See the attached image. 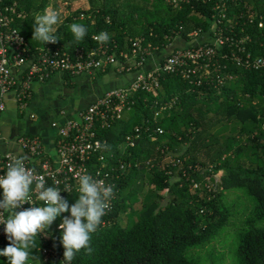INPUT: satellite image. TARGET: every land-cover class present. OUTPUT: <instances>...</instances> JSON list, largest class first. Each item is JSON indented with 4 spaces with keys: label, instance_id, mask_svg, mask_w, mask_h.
I'll list each match as a JSON object with an SVG mask.
<instances>
[{
    "label": "trees",
    "instance_id": "1",
    "mask_svg": "<svg viewBox=\"0 0 264 264\" xmlns=\"http://www.w3.org/2000/svg\"><path fill=\"white\" fill-rule=\"evenodd\" d=\"M3 1L17 2L25 14L13 25L31 51L39 45L59 46L71 53L76 48H94L99 42L92 37L106 32L109 40L104 44L118 59L122 51L132 57L138 40L144 51L136 61L177 40L188 42L192 31L209 28L214 13V0H192L179 8L165 0H87V9L70 13L56 26V43H44L32 39V26L47 0ZM251 3L255 11L264 7V0H241L240 10L229 3L228 15ZM73 23L87 28L79 42L69 28ZM249 32L256 45L246 47L257 55L262 35L256 27ZM221 55H215V66L207 77L199 63L188 76L180 69L161 75L156 88L137 91L119 118L102 129L97 127L103 145L90 156L87 167L110 173L113 195L101 224L90 234L92 251L81 249L71 264H212L189 257L188 249L213 241L232 217L238 224V264H264V70L244 69L230 53ZM62 74L67 82L73 75ZM216 74L232 77L219 83ZM118 125L120 130L112 134ZM127 133L134 137V144L120 150L118 143ZM193 182L197 187L193 188ZM147 187L146 197L151 198L142 202L140 196ZM226 193L245 196L238 218L234 213L241 206L226 200ZM78 195L74 187L64 198L70 202ZM67 215L62 213L37 233L26 264H66L57 225ZM9 243L7 237L1 238L0 249ZM0 264H8L7 258L0 256Z\"/></svg>",
    "mask_w": 264,
    "mask_h": 264
},
{
    "label": "built area",
    "instance_id": "2",
    "mask_svg": "<svg viewBox=\"0 0 264 264\" xmlns=\"http://www.w3.org/2000/svg\"><path fill=\"white\" fill-rule=\"evenodd\" d=\"M165 1L172 7L179 8L182 3L192 0ZM240 2L241 0H214L212 3L214 13L207 30L192 31L189 34L190 40L184 41L182 46L171 47V43L168 44L166 48L171 47L169 52L148 69L138 72L129 84L107 90L85 108L79 109L75 118L67 120L59 127L55 154L49 155L43 152L38 136H19L16 141L24 154L20 156L13 152L0 151V176L5 175L9 162L20 157L24 159L26 168L34 170L37 179L43 178L45 187L58 188L63 198L65 192L74 187L78 189L77 174L90 175L94 180H102L105 185L112 186L110 173L96 167L88 168L87 161L103 145L97 136V127L102 129L112 120L119 118L122 111L129 108L127 100L134 93L156 88L160 76L166 73L180 69L187 76L193 74L198 63L197 67L202 69L203 76L207 77L211 72V66H215L214 58L218 52L222 57L230 53L233 60L244 69L264 70V7L260 11H255L254 3L247 5L246 8L243 5L245 10L229 16V3L240 10ZM24 16L17 2L5 3L0 0V113L6 107L4 99L6 92L14 90L17 100L23 107L31 95L30 82L44 81L51 73L69 71L78 74L84 71L104 70L107 67L126 72L132 67H142L147 59L145 57L138 61L134 59L144 51L140 49L138 40L131 50L132 57L122 51L119 53L122 59H118L115 52H109L107 44L104 43L89 49L76 48L73 53L59 46L49 45H39L31 51L23 34L13 25L16 19ZM255 27L262 35L259 41L257 40V47L260 46L261 50L257 55L246 47L249 43L256 45L249 32ZM226 77L231 78L232 75L221 77L216 74L219 83H223ZM161 131L159 129V132ZM123 142V145H118L120 150L133 145L134 137L127 133ZM102 157L103 155L99 156L100 159ZM31 187L35 189V182ZM195 187L197 183L193 182V188ZM30 196V204L25 202L16 211L32 206H44L43 202L36 198L35 191H31ZM2 198L1 195L0 199ZM9 215L10 212L0 210V220H6ZM4 228L5 225L0 224V239L7 237Z\"/></svg>",
    "mask_w": 264,
    "mask_h": 264
},
{
    "label": "clouds",
    "instance_id": "3",
    "mask_svg": "<svg viewBox=\"0 0 264 264\" xmlns=\"http://www.w3.org/2000/svg\"><path fill=\"white\" fill-rule=\"evenodd\" d=\"M60 20V13L53 8H45L43 14L35 16L32 39L44 43H56L54 25ZM74 39L79 42L87 34L83 24L73 23L69 26ZM99 43H106L109 35L100 32L92 37ZM79 182L78 199L71 206L60 195V190L54 187H45L43 178L37 179L34 170L26 168L24 159L17 157L7 165L5 175L0 176V188L3 189L0 199V210L10 212L4 224V232L10 243L0 249V256L7 258L8 264H26L29 258V249L34 247V238L38 232L47 229L58 216H63L59 224L61 243L65 249L63 261L71 264L74 256L81 249L88 253L91 233H94L101 224V218L109 207V200L113 195V186L105 185L102 180H94L90 175L77 174ZM35 182V189L32 185ZM36 192V198L44 206H32L16 211L25 202L30 204V192Z\"/></svg>",
    "mask_w": 264,
    "mask_h": 264
},
{
    "label": "crops",
    "instance_id": "4",
    "mask_svg": "<svg viewBox=\"0 0 264 264\" xmlns=\"http://www.w3.org/2000/svg\"><path fill=\"white\" fill-rule=\"evenodd\" d=\"M181 42L183 40H177L174 45L182 46L184 43ZM163 55L152 53L142 67L126 72L114 68L84 71L73 74L69 82L62 73H54L46 81H32L30 98L23 107L14 90L6 92V107L0 113V151L21 156L24 151L16 139L21 135H35L39 137L44 153L55 154L58 129L64 122L75 118L79 109L107 90L129 84L138 72L154 65ZM2 193L0 188V196Z\"/></svg>",
    "mask_w": 264,
    "mask_h": 264
},
{
    "label": "rangeland",
    "instance_id": "5",
    "mask_svg": "<svg viewBox=\"0 0 264 264\" xmlns=\"http://www.w3.org/2000/svg\"><path fill=\"white\" fill-rule=\"evenodd\" d=\"M88 7H89V3L87 0H47L45 7L42 9L43 11L39 12L36 15L43 14L45 8H53L57 10L60 13V20L56 25L53 26L55 29L56 26L59 23H61V21L66 16L70 15V13L76 10L87 9ZM182 43L183 42H181V44ZM168 52H169V48H166L165 50L160 51L159 53L166 54ZM152 62L154 63V60ZM119 125L116 127V130H112V134L117 133V131L120 130ZM118 144L123 145L124 142L121 141ZM220 173L221 171L218 172L217 176H219ZM146 189H147L146 192H143L142 195L140 196L142 202L147 201L148 199L151 198V197H146V195L150 191L149 187H147ZM163 192L164 191H161V193ZM238 197L236 196V194L230 193L228 195L226 193V200H228L230 203H232L233 201L238 202L237 205L241 206V209L240 207H237L236 208L237 210L235 211L236 214L234 213V216L237 218H238L237 212H239V215L240 213H242V209L245 204L244 201L246 200L245 196H243L242 194H240ZM77 199L78 197L74 196L69 199L70 202L68 203L73 204L75 203ZM239 202H243V203L239 205ZM135 207H137V203L135 204ZM232 218L236 219L234 217ZM233 219L227 222V224L216 234L215 239L213 241H211L208 244H205L204 246L197 245L192 248H189L188 249L189 253L187 255L194 259H198L201 262H207V263H212V264H238L237 259L235 257V246H236V240H237L236 228L238 224ZM59 224L57 225V228H59L58 227Z\"/></svg>",
    "mask_w": 264,
    "mask_h": 264
}]
</instances>
